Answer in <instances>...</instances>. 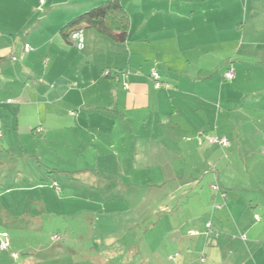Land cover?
<instances>
[{"label": "crops", "instance_id": "crops-1", "mask_svg": "<svg viewBox=\"0 0 264 264\" xmlns=\"http://www.w3.org/2000/svg\"><path fill=\"white\" fill-rule=\"evenodd\" d=\"M103 2L0 0V264H56L78 246L101 263L93 247L177 193L175 264H264V0H121L126 39L85 25L78 49L62 26Z\"/></svg>", "mask_w": 264, "mask_h": 264}, {"label": "rangeland", "instance_id": "rangeland-1", "mask_svg": "<svg viewBox=\"0 0 264 264\" xmlns=\"http://www.w3.org/2000/svg\"><path fill=\"white\" fill-rule=\"evenodd\" d=\"M176 195L178 196H176L175 200L165 202L162 204V209H159L156 212L154 211L152 213L150 212L144 214L140 213V209H135L134 216H137L138 218L137 223L125 224L123 225L124 228L121 230H112L117 233L116 236H118L119 241L116 245H97L93 247L96 251L95 257L98 260H102L101 263L95 261L91 262L84 258V256L87 255V252H92L91 246H78L75 247V249L78 250V253L76 254L77 258H70L69 260L68 256L70 253L65 247L66 250L64 252H60L65 259L56 264H175L180 259V256H178L175 261L168 260L167 256L175 253L176 251V246H173L176 233L169 230L168 227V229L165 227V224L167 223L165 219L166 215L169 214V217H173V219L182 220L184 210L181 209H184L183 206L187 199V197L183 194L177 193ZM134 216L133 214H127V217L130 219ZM208 217L210 219L213 217V210L208 212ZM63 219L67 223H71L75 218L64 215ZM120 225L122 226V224ZM212 228L214 229L212 237L213 240H216L219 235L216 237L215 234L219 231L214 228V226H212ZM55 232L57 231L54 228H49L48 230L46 229L44 232L46 235L45 246L50 245L49 238L51 237L52 240V234ZM55 235L58 234L56 233ZM52 241H58V239H53ZM8 249L9 247L2 251H7ZM102 251H104L103 256H101ZM106 259L107 261H105ZM47 264H55V262H48Z\"/></svg>", "mask_w": 264, "mask_h": 264}, {"label": "trees", "instance_id": "trees-1", "mask_svg": "<svg viewBox=\"0 0 264 264\" xmlns=\"http://www.w3.org/2000/svg\"><path fill=\"white\" fill-rule=\"evenodd\" d=\"M96 26L101 32L107 33L111 35L116 41H124L127 36V31L130 26L129 14L123 7L121 0H104V2L98 6L91 8L90 10L79 14L78 16L71 19L67 24L62 26L61 34L68 39L69 35L74 30H83V26ZM156 70L152 68L151 70ZM157 71V70H156ZM151 72V71H150ZM167 85V84H166ZM215 172V167L213 168ZM215 181L211 183V189L214 192L222 193L225 195V191H223V187L219 183L217 177L214 179ZM54 188L59 191L60 186L56 181L51 183ZM222 206L215 204V210H219ZM257 215V214H255ZM254 215V219H256ZM259 217V215H257ZM257 217V218H258ZM213 224L210 220L209 225L207 226V231L205 232V245L204 247L211 244L213 237L212 228ZM179 253L175 252L167 256L168 260L175 261L178 258ZM206 254L204 250L200 253L199 259H205ZM177 260V259H176Z\"/></svg>", "mask_w": 264, "mask_h": 264}, {"label": "built area", "instance_id": "built-area-1", "mask_svg": "<svg viewBox=\"0 0 264 264\" xmlns=\"http://www.w3.org/2000/svg\"><path fill=\"white\" fill-rule=\"evenodd\" d=\"M68 40L73 43L78 49H82L83 47V30H74L70 33ZM30 49V46L28 44L24 45V50L28 51ZM14 58V57H13ZM150 76L154 82V85L156 88L165 87L167 86L164 82H162L159 79V75L156 70H151ZM234 76V71L232 69H229L226 74V79H232ZM208 142L211 144H219V145H225L227 144V139L225 137H210L208 138ZM257 219V215H255ZM209 225V224H208ZM207 225V226H208ZM54 239H58L57 235L53 236ZM9 247V240H8V234L4 231H0V251L6 250ZM11 256L15 258L17 254L12 253Z\"/></svg>", "mask_w": 264, "mask_h": 264}, {"label": "clouds", "instance_id": "clouds-1", "mask_svg": "<svg viewBox=\"0 0 264 264\" xmlns=\"http://www.w3.org/2000/svg\"><path fill=\"white\" fill-rule=\"evenodd\" d=\"M5 232V231H4ZM7 233V232H6ZM8 234V233H7ZM16 254V253H15ZM17 257H18V254H17Z\"/></svg>", "mask_w": 264, "mask_h": 264}]
</instances>
